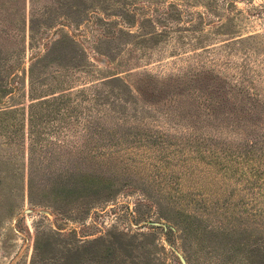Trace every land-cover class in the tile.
I'll list each match as a JSON object with an SVG mask.
<instances>
[{
  "label": "rangeland",
  "instance_id": "374dc122",
  "mask_svg": "<svg viewBox=\"0 0 264 264\" xmlns=\"http://www.w3.org/2000/svg\"><path fill=\"white\" fill-rule=\"evenodd\" d=\"M79 3L0 0V264H264V0Z\"/></svg>",
  "mask_w": 264,
  "mask_h": 264
},
{
  "label": "trees",
  "instance_id": "16d2710c",
  "mask_svg": "<svg viewBox=\"0 0 264 264\" xmlns=\"http://www.w3.org/2000/svg\"><path fill=\"white\" fill-rule=\"evenodd\" d=\"M79 4H83V0H81V3H79ZM40 102H42V100ZM28 138H29V144H28V156H29V158L27 159V162H28L27 163V171H28L29 175L31 173V175L29 177V189H30L32 173L35 174L33 168H35L34 166H36L37 164L41 163V158H39V156H37L39 150L36 148V145L39 144L38 143L39 138L37 137L36 134H33L31 132H29ZM39 146L41 147V144H39ZM63 188H64V186H63ZM40 246H41L40 242L37 241V243L35 244V247H34L35 255L38 254V250L40 249ZM50 247L53 250L55 248L51 245H50ZM119 248H121V247H119ZM124 249H126V248H124ZM84 251L85 252L81 253L78 248L76 250H67L64 258H60V260H62V261L59 264H85L87 258L91 263H94V264H114V262L117 261L116 258H112L113 253L115 251H117V249L114 250L112 247H110L108 245H102L101 248H98L95 251H92V250L85 248ZM125 257H129L128 251H127ZM30 264H43V263H42V261L36 262L34 259H32ZM117 264H125V260L123 261V259H120V260H118ZM130 264H133V263L131 262ZM137 264H140V263H137Z\"/></svg>",
  "mask_w": 264,
  "mask_h": 264
},
{
  "label": "water",
  "instance_id": "95a60500",
  "mask_svg": "<svg viewBox=\"0 0 264 264\" xmlns=\"http://www.w3.org/2000/svg\"><path fill=\"white\" fill-rule=\"evenodd\" d=\"M182 263L185 264L184 261H183V259H182Z\"/></svg>",
  "mask_w": 264,
  "mask_h": 264
}]
</instances>
